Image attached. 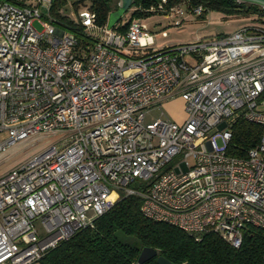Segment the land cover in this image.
Returning <instances> with one entry per match:
<instances>
[{"label": "built area", "instance_id": "built-area-1", "mask_svg": "<svg viewBox=\"0 0 264 264\" xmlns=\"http://www.w3.org/2000/svg\"><path fill=\"white\" fill-rule=\"evenodd\" d=\"M23 1L0 0V264H41L127 194L196 238L238 247L246 228L264 229V26L154 48L138 17L108 28L81 7L79 39L52 0ZM145 9L206 11L193 0ZM176 95L182 121L162 110L145 121ZM238 115L262 129L243 156L227 152ZM18 146L31 150L1 171Z\"/></svg>", "mask_w": 264, "mask_h": 264}, {"label": "trees", "instance_id": "trees-1", "mask_svg": "<svg viewBox=\"0 0 264 264\" xmlns=\"http://www.w3.org/2000/svg\"><path fill=\"white\" fill-rule=\"evenodd\" d=\"M155 1L134 0L132 17L147 14L145 8ZM193 2H201L206 11L217 10L228 16L251 13L264 16V8L237 0ZM65 4L66 0H52L51 13L58 23L76 29V35L81 39L80 29L70 18ZM71 6L74 12L80 7H88L94 11L96 21L105 24L109 13L117 8V0H72ZM120 20L115 29L125 25ZM261 130L259 124L238 115L232 124L227 152L234 156L245 155L258 143ZM140 205V195H121L91 225L77 230L51 248L41 258V264H137L138 254L144 246L156 249L159 255L175 264H264V229L246 228L241 244L235 247L215 233L196 238L168 222L149 218L141 212ZM143 264H157L156 257Z\"/></svg>", "mask_w": 264, "mask_h": 264}, {"label": "rangeland", "instance_id": "rangeland-1", "mask_svg": "<svg viewBox=\"0 0 264 264\" xmlns=\"http://www.w3.org/2000/svg\"><path fill=\"white\" fill-rule=\"evenodd\" d=\"M25 1L31 3L33 0ZM71 3L72 0H66L65 7L70 17L75 18L76 14L72 10ZM44 5L47 7L48 3L45 2ZM134 10L135 5L132 4L122 15L121 21L130 19ZM40 13L46 14L47 8H41ZM138 18L139 21L144 23L147 29L154 34V48H161L166 45L177 43H186L198 37L207 38L223 33H230L243 25L264 26V16L259 17L256 13L228 16L217 10L206 11L202 15H199L185 9L182 14L176 16H170L159 12H149L145 15L138 16ZM34 25L36 28H40L36 20L34 21ZM161 110L171 119L180 117L184 114L183 99L180 95H176L159 104L150 106L145 121H151L158 117ZM30 150L31 149L25 147L21 149L18 146L14 151H11L12 155L9 160L3 163L1 171L4 170L13 159L24 156ZM111 196H113V194H111Z\"/></svg>", "mask_w": 264, "mask_h": 264}, {"label": "water", "instance_id": "water-1", "mask_svg": "<svg viewBox=\"0 0 264 264\" xmlns=\"http://www.w3.org/2000/svg\"><path fill=\"white\" fill-rule=\"evenodd\" d=\"M238 2L242 3H249L260 6L264 8V0H237ZM134 0H117V8L109 13L108 20H107V27L112 28L115 24L122 18L124 12L133 4ZM156 257L157 264H175L165 258L162 255H159L157 250L144 246L141 248L138 257H137V264H143L147 260Z\"/></svg>", "mask_w": 264, "mask_h": 264}, {"label": "crops", "instance_id": "crops-1", "mask_svg": "<svg viewBox=\"0 0 264 264\" xmlns=\"http://www.w3.org/2000/svg\"><path fill=\"white\" fill-rule=\"evenodd\" d=\"M167 100V99H166ZM165 101V100H164ZM184 119V114H182L180 117H175L174 120L176 121H182Z\"/></svg>", "mask_w": 264, "mask_h": 264}]
</instances>
